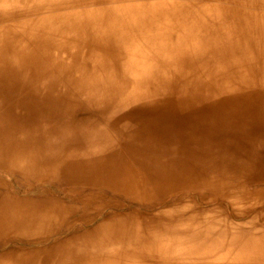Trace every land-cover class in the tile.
Segmentation results:
<instances>
[{
  "label": "bare ground",
  "instance_id": "1",
  "mask_svg": "<svg viewBox=\"0 0 264 264\" xmlns=\"http://www.w3.org/2000/svg\"><path fill=\"white\" fill-rule=\"evenodd\" d=\"M0 264H264V0H0Z\"/></svg>",
  "mask_w": 264,
  "mask_h": 264
}]
</instances>
